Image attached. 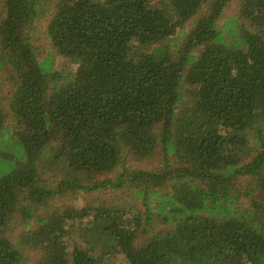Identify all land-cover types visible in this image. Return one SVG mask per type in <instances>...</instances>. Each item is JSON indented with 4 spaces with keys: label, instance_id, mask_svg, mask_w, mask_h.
<instances>
[{
    "label": "trees",
    "instance_id": "1",
    "mask_svg": "<svg viewBox=\"0 0 264 264\" xmlns=\"http://www.w3.org/2000/svg\"><path fill=\"white\" fill-rule=\"evenodd\" d=\"M230 1L1 0L0 264H264V0Z\"/></svg>",
    "mask_w": 264,
    "mask_h": 264
},
{
    "label": "rangeland",
    "instance_id": "2",
    "mask_svg": "<svg viewBox=\"0 0 264 264\" xmlns=\"http://www.w3.org/2000/svg\"><path fill=\"white\" fill-rule=\"evenodd\" d=\"M1 2V0H0ZM238 9H239V2L238 0H231L228 5L224 8L223 10V14L219 20V24L220 25H224L225 23H227L228 19H231L233 16H235L238 13ZM45 26L46 23H41L39 25H37V37H38V45L42 44V40L44 39V34L43 31L45 30ZM46 47L47 44H43L40 46V50L41 51H46ZM0 86L3 87V83H0ZM8 86H5V88H7ZM5 95V91L2 92ZM6 104V102H5ZM7 126H9L12 129L13 124L10 122V119L8 118L7 120ZM156 157V158H155ZM157 156H154L152 159L149 160H143V161H134V160H130L127 164H131L133 165L134 169H149L155 166V163L157 162ZM126 195L116 193L111 195V193H100V194H96V195H83V194H77L76 196H72L70 201L66 202L64 200H56L53 203V208L56 207H60L63 205L68 204L69 206H72L74 208H78L80 209L81 207H83L85 204L84 202H88V201H98V200H104L106 202H110L113 200H117L118 202H123L126 199ZM121 198H125V199H121ZM129 200V199H126ZM10 228H14L12 230V234L11 236L14 238V236H18L20 231H21V227H10ZM39 256V252H32L30 251L28 253V257H29V261L28 264H35L38 261V257Z\"/></svg>",
    "mask_w": 264,
    "mask_h": 264
}]
</instances>
